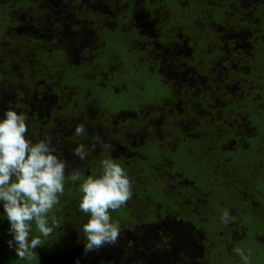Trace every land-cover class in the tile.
Segmentation results:
<instances>
[{
  "label": "trees",
  "instance_id": "obj_1",
  "mask_svg": "<svg viewBox=\"0 0 264 264\" xmlns=\"http://www.w3.org/2000/svg\"><path fill=\"white\" fill-rule=\"evenodd\" d=\"M47 28L51 52L36 39ZM262 78L264 0H0V118L23 112L30 141L66 165L47 214L59 227L30 260L9 247L0 202V264H212L216 249L231 255L244 238L231 246V229L258 239ZM106 158L126 170L133 195L110 213L119 241L85 254L81 185ZM254 199L263 206L250 207V227L240 214Z\"/></svg>",
  "mask_w": 264,
  "mask_h": 264
},
{
  "label": "clouds",
  "instance_id": "obj_2",
  "mask_svg": "<svg viewBox=\"0 0 264 264\" xmlns=\"http://www.w3.org/2000/svg\"><path fill=\"white\" fill-rule=\"evenodd\" d=\"M27 116L9 108L0 118V202L9 222L8 241L15 244L16 256L30 260L33 251L42 246L43 238L52 235L59 224L49 225L47 214L59 204L64 194L65 161L53 154L43 140L32 143ZM84 125L75 134L84 133ZM85 146L80 144L74 154L81 159ZM79 180V174L71 177ZM83 196L80 210L88 215L83 225L86 237L84 252L98 250L105 245H115L120 238V224L113 222L111 212L117 211L132 198V182L126 170L112 159L102 161V173L89 176L81 185ZM226 215V213H225ZM33 225L39 235H33Z\"/></svg>",
  "mask_w": 264,
  "mask_h": 264
},
{
  "label": "rangeland",
  "instance_id": "obj_3",
  "mask_svg": "<svg viewBox=\"0 0 264 264\" xmlns=\"http://www.w3.org/2000/svg\"><path fill=\"white\" fill-rule=\"evenodd\" d=\"M18 25H14L13 30L17 31L18 30ZM211 46H215L213 44H211ZM240 61L237 62V64L235 66H233L236 69H239L241 67V64L239 63ZM243 70V68L241 69ZM261 76H259V80H260ZM264 81V78H262ZM263 84L259 85V89L257 91V93L254 95L253 100L257 101L259 99H261V104H259V110L264 108V98L261 97V95L264 96V87L262 88ZM251 89H248V91H250ZM249 95V94H248ZM110 101L105 102V104L107 105ZM118 103V101H116ZM113 106H116V103L113 102ZM122 116V115H120ZM124 118V117H121ZM120 119V118H119ZM244 124V122H243ZM250 129V128H249ZM259 183H260V179L258 180V182L254 181L253 184H255L256 187H259ZM224 185H220L219 189H223ZM224 193H218L219 197H223ZM264 196H258V198H262L263 199ZM209 200L211 201V198H209ZM260 206H263V204L259 203V201L255 200L252 201L250 203L249 206V210H244L240 216L243 219V221L247 222V225H249L250 227L252 226V219L251 217L253 216L252 214H249V212H251V208L252 209H258ZM251 207V208H250ZM248 209V207L246 208ZM264 213V212H263ZM262 214V213H261ZM233 216L227 217V221L229 228H235L238 226V223L236 220H234L232 218ZM263 224V223H262ZM260 224V227L263 228V225ZM238 229H243L242 227H239ZM237 229V230H238ZM237 230L231 229L230 232H232L233 236H231V246H233V241L235 239L242 238L240 245L237 247V244H235V246L232 248L233 253L231 255H229L228 253L225 254L222 249H216V253H219L220 255H218L217 258H215L212 262V264H264V231L262 232V235L258 238V239H254L253 237V233L254 231L252 230H247L246 232V236L243 235V231L240 230V232H238ZM239 247H241V252L239 253ZM215 252L212 251L211 252V256L214 257ZM216 255V254H215ZM238 255H240V259H238Z\"/></svg>",
  "mask_w": 264,
  "mask_h": 264
},
{
  "label": "flooded vegetation",
  "instance_id": "obj_4",
  "mask_svg": "<svg viewBox=\"0 0 264 264\" xmlns=\"http://www.w3.org/2000/svg\"><path fill=\"white\" fill-rule=\"evenodd\" d=\"M52 30L53 29L51 28L41 30L38 32L37 34L38 36H36V39L38 40L40 47L42 46V49L45 52H51L52 47L54 45L52 37H55V35L52 34Z\"/></svg>",
  "mask_w": 264,
  "mask_h": 264
}]
</instances>
